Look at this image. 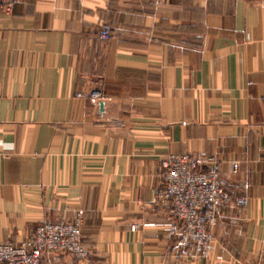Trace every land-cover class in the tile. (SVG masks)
Wrapping results in <instances>:
<instances>
[{
    "label": "crops",
    "instance_id": "crops-1",
    "mask_svg": "<svg viewBox=\"0 0 264 264\" xmlns=\"http://www.w3.org/2000/svg\"><path fill=\"white\" fill-rule=\"evenodd\" d=\"M183 154L214 157L248 200L220 207L207 256L175 251L161 226L174 219L161 164ZM77 211L88 257L43 264H264V0H15L0 13V243Z\"/></svg>",
    "mask_w": 264,
    "mask_h": 264
},
{
    "label": "built area",
    "instance_id": "built-area-1",
    "mask_svg": "<svg viewBox=\"0 0 264 264\" xmlns=\"http://www.w3.org/2000/svg\"><path fill=\"white\" fill-rule=\"evenodd\" d=\"M15 0H0V13L10 14ZM112 27L104 23L99 38L109 42ZM94 105L103 100L102 92L90 91ZM163 188L159 199L172 206L173 221L164 223L163 230L175 239L173 249L184 256H207L212 243L211 229L217 225L221 206L232 200L247 206L245 198H235L221 184V166L203 154L170 155L162 161ZM235 171L238 165H235ZM84 213L77 211L68 221L47 222L36 228L21 243H0V264H43L46 254L71 255L85 259L89 251L83 241ZM135 231L137 225L133 226Z\"/></svg>",
    "mask_w": 264,
    "mask_h": 264
}]
</instances>
